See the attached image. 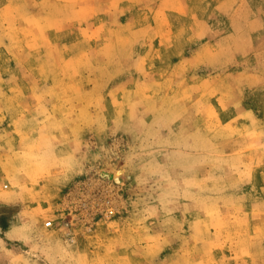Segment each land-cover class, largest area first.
Listing matches in <instances>:
<instances>
[{"label":"rangeland","instance_id":"374dc122","mask_svg":"<svg viewBox=\"0 0 264 264\" xmlns=\"http://www.w3.org/2000/svg\"><path fill=\"white\" fill-rule=\"evenodd\" d=\"M0 264H264V0H0Z\"/></svg>","mask_w":264,"mask_h":264},{"label":"built area","instance_id":"2783aa9c","mask_svg":"<svg viewBox=\"0 0 264 264\" xmlns=\"http://www.w3.org/2000/svg\"><path fill=\"white\" fill-rule=\"evenodd\" d=\"M50 223H48V225H49Z\"/></svg>","mask_w":264,"mask_h":264}]
</instances>
